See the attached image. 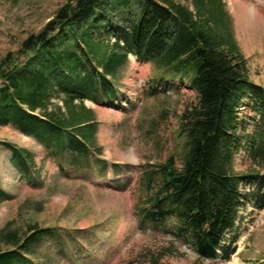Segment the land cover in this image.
I'll use <instances>...</instances> for the list:
<instances>
[{
    "label": "trees",
    "instance_id": "16d2710c",
    "mask_svg": "<svg viewBox=\"0 0 264 264\" xmlns=\"http://www.w3.org/2000/svg\"><path fill=\"white\" fill-rule=\"evenodd\" d=\"M130 56L152 67L159 86L177 83L197 94L180 116L178 158L140 170L138 227L169 225L200 258L227 262L245 206L264 210V86L250 78L222 0L66 2L18 51L0 59V128L34 140L62 171L67 165L107 179L116 166L102 158L99 123L86 103L120 100ZM0 145L19 176L37 186L34 155L10 142ZM240 154L253 169L235 168ZM7 197L0 189V203ZM11 227L0 232V264L58 263L77 243L66 228L33 221ZM103 231L91 228L80 241Z\"/></svg>",
    "mask_w": 264,
    "mask_h": 264
},
{
    "label": "rangeland",
    "instance_id": "374dc122",
    "mask_svg": "<svg viewBox=\"0 0 264 264\" xmlns=\"http://www.w3.org/2000/svg\"><path fill=\"white\" fill-rule=\"evenodd\" d=\"M68 1L0 0V59L18 51ZM174 1L190 5L191 0ZM222 2L234 39L248 61L250 78L264 86V0ZM153 74L152 67L129 57L119 83V102L86 103L99 123L102 158L116 166L115 171L109 167L103 181L67 165L62 171L35 141L10 127L0 128V141L29 150L40 170L38 185L27 183L11 166L9 151L0 145V189L8 196L0 203V232L8 224L13 230L31 221L40 227L69 229L77 243L54 264H264V210L251 204L240 214L235 253L227 262L200 258L169 233V225L139 229L140 170L172 155L178 158L183 144L180 116L197 101V94L185 85L159 86L152 81ZM244 158V154L237 157L238 171L253 166ZM91 228L105 231L80 241Z\"/></svg>",
    "mask_w": 264,
    "mask_h": 264
}]
</instances>
